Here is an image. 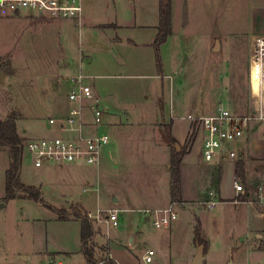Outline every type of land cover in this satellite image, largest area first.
<instances>
[{
  "label": "crops",
  "instance_id": "obj_1",
  "mask_svg": "<svg viewBox=\"0 0 264 264\" xmlns=\"http://www.w3.org/2000/svg\"><path fill=\"white\" fill-rule=\"evenodd\" d=\"M223 1L172 0V35L160 46L164 63L166 59H172L175 62V70L169 75L171 109L168 123L160 122L158 111L152 113L150 120L149 118H142L141 121H138V119L135 121L132 115L128 113L131 109H134L131 104L119 103L120 106L125 107L123 111L127 112L126 120L123 122L121 116L107 113L106 116L109 115L108 127L110 134L107 135L111 138L109 144L102 149L100 161L97 165L87 166L81 163H72L49 164L42 167L46 168V173L55 174L57 179L60 178L64 182L69 181L74 189L71 192L70 201H68L70 204L62 210L70 212V209L74 207L82 214L91 215L95 231L91 241L94 246V256L97 254L95 250H99L105 254L107 260L115 264H142L146 252L153 251L154 257L151 264H191L197 251L195 239L190 240L187 250L184 252V258H181L179 262L177 256L180 252L177 250L173 234L179 226V215L185 211L193 212L198 204L208 202L210 200L209 193L214 188H217L219 192L218 203L232 202L239 205H249L254 209V213L258 214L248 194L237 195L233 182L236 178L241 179L248 192L253 190L259 183H264V143L259 141L264 126L256 125L252 133L243 140L241 147L244 149V153L238 160L225 159L207 162L201 155L202 137L200 135L188 145V137L192 128L190 117L208 116L215 113L218 105L222 104L219 99L224 89L221 86L222 89L220 88L219 94L214 95L208 103L202 102L201 85L192 82V77L187 78L188 81L186 86L183 87L181 96L177 94L178 98L174 94L175 90H172V82L178 80V75L184 69L183 62L186 59L187 61L190 60L191 49L230 47L232 45L229 43L232 42L231 40L238 42L234 45L236 47L250 46L254 37L264 36V0H228L225 4ZM81 3L83 16L81 20L75 21L84 29L88 16L82 0ZM131 4L134 6L133 15L119 12L115 23L93 25L89 28L100 33L108 32L111 28H114L116 32H128L129 34L122 38L120 43H112L111 38L107 39L109 44L126 46L130 53L135 50V58H122L121 65L125 69L130 68L134 71H156L154 42L158 36L160 0H132ZM196 9L202 19L200 27L191 19ZM224 14L235 15L236 21L243 22L240 29L231 31L227 36L225 35L227 37H224L225 39L222 38ZM178 15L180 17L179 26L176 25ZM43 17L46 16L31 15L29 13L20 16H3L0 14V21H27L43 19ZM138 29L142 32H150L151 38L146 41L138 40L136 35ZM138 50L145 54L146 61L142 57L138 59ZM0 59L4 63L6 58L0 56ZM11 61L13 65V59ZM216 66L215 64L214 67ZM78 75L65 79V83L70 88L69 93L66 96L58 95L52 108L54 109V116L49 119H61L68 115L72 106L68 96L74 89V79ZM158 76L151 75L155 78H158ZM15 77L16 75L13 79ZM88 79L92 80L93 77H88ZM13 82L14 80H12ZM253 84L256 89L258 86L257 68L253 70ZM2 88L3 86H0V89ZM95 100L102 106L98 97L95 96ZM218 102L219 104H217ZM91 103H94V101ZM10 108L0 122L13 115ZM179 113L182 115L180 116ZM30 118L38 119L39 113L31 115ZM85 118L90 119L88 112H86ZM25 119L27 117L23 114V117L20 116L16 120L18 133L22 138L24 136L20 131L23 134L28 133L23 125ZM47 126L49 130H55L59 135V132L54 128H50L48 123ZM161 130L172 136L178 144V148L184 150L180 167L181 201L177 202L178 219L166 228H156L153 224L154 217L146 216L143 212L145 210L166 209L173 203L170 172L172 144L159 134ZM97 133H99V129L87 131L88 135ZM250 141L253 142L252 145ZM23 142L25 141L23 140ZM233 146L236 147L237 145ZM0 154H2L4 162V195L0 198L4 199L6 171L10 165L9 150L0 148ZM135 164L137 167H135ZM20 177L23 183L22 168ZM225 178L231 180L229 190H223L222 188ZM80 193L90 194L84 197ZM106 195H109L111 202L105 200ZM205 195L208 197L207 201L201 202ZM19 199L21 198L6 201L4 207ZM94 202L97 205L104 203L106 206V212L100 217H98L100 210L95 213L90 207ZM112 210H119L123 214L124 231H117L111 236L108 232V236H106L102 229L104 222L112 228L120 226L119 223L117 227H113L111 222L105 218L106 213ZM23 218L27 219L22 214L21 219ZM51 221L55 224V227L75 228V235H71V239H67L66 235L62 239L63 243L59 248L50 246V238H48V243H45V245L34 239L30 248L22 250L21 259L28 260L33 257L35 259L43 258L49 264H73L75 258L81 255L83 259H78L79 264H87L81 248V221L73 215L62 221L56 213H53ZM249 223L246 264H264V220L257 216ZM110 229L108 228V230ZM114 240L118 242L114 243ZM72 241H75L74 245ZM70 242L71 245L68 246ZM95 259L98 260L97 257ZM227 263V254L217 255L214 253L213 246L209 244L208 252L205 254V264Z\"/></svg>",
  "mask_w": 264,
  "mask_h": 264
},
{
  "label": "rangeland",
  "instance_id": "obj_2",
  "mask_svg": "<svg viewBox=\"0 0 264 264\" xmlns=\"http://www.w3.org/2000/svg\"><path fill=\"white\" fill-rule=\"evenodd\" d=\"M131 1L82 0L88 16L84 29L75 20L53 19L47 15L37 20L0 21V56L6 58L3 59L5 62L0 72L4 75V83L0 84L3 86L0 89V120L6 116L11 107L10 112L15 114L17 119L20 116L23 117V114L27 117L23 120V125L28 133L23 134L20 131L24 136V141L29 138L57 135L55 130H49L47 126L49 118L54 116L52 108L55 99L58 95H68L70 88L65 83V79L82 73L87 77H93L87 82L93 87L95 96L100 99V104L109 115L121 116L124 122L127 112L123 111L125 107L120 106L119 103L131 104L134 109L128 113L135 121L137 119L141 121L142 118L150 120L152 113L158 111L160 122L168 123L171 109L169 75L175 70V62L172 59H166L164 63L160 52L161 73L157 64L156 71L125 69L121 65V59H134L135 50L130 53L126 46L109 44L107 39L111 38L112 43H120V40L129 33L116 32L114 28L100 33L89 28L93 25L115 23L119 12L133 15L134 6ZM227 2L228 0L223 1L224 4ZM192 17L193 22L200 27L202 19L197 9ZM177 20L176 25L179 26V15ZM242 25L243 22L236 21L235 15L224 14L222 38L225 39L224 37L231 31H237ZM136 35L138 40L146 41L151 38L150 32H142L139 29ZM231 41L229 42L230 45L232 44L230 47H223L217 51H214L215 47L191 49L190 60L186 59L183 62L182 73L178 75V80L172 82V90H175L176 98L178 95L181 96L183 87L188 81L187 78L192 77V82L201 85L203 103L210 102L214 95L219 94L222 86L224 90L221 98L219 97V102L223 106L237 115L253 111L255 98L249 90L250 46L236 47L234 45L238 42ZM140 57L146 61L145 54L138 50V59ZM11 59L14 61L13 65ZM154 59L156 62L155 55ZM215 64L216 67H214ZM151 75L159 76L155 78ZM12 80H14L13 83ZM37 113H39L38 119L30 118L31 115ZM109 115L104 118L106 126L99 128L100 134H109ZM179 115L182 114L179 113ZM159 134L165 138L169 135L164 130L159 131ZM191 140L189 134L188 145L192 142ZM259 141L264 143L262 135ZM250 144L252 145L253 142L250 141ZM1 155L0 197L4 195V162ZM135 167H137L136 164ZM45 171V167L34 168L31 157L24 152L22 165L24 185L39 188L47 205L62 210L70 204L68 201L74 189L69 181H61L62 179H57L55 174ZM230 183V178H225L222 184L223 190H229ZM89 194L80 193L84 197ZM207 199L205 195L201 202ZM105 200L111 202L109 195H106ZM5 203L6 201L0 198V205H5ZM204 204H198L193 212L185 211L179 215V226L173 234L177 250L180 252L177 256L179 262L181 258H184V252L190 240L196 238V229L200 225V236L208 242V245L213 246L214 253L217 255L226 253L227 261L231 260L233 264H246L249 222L254 217L258 216L263 220L264 217L258 211V214H255L254 209L249 205L220 202L215 208L208 209ZM90 207L95 213L97 210L106 212L104 203L97 205L94 202ZM73 210L77 208L72 207L70 212L68 211L69 216H74ZM53 213L38 202L22 198L0 209V264H49L43 258L30 257L28 260H22L20 254L22 250L31 247L34 239L45 245L50 238V246L59 248L66 235L67 239L75 235V228L55 227L51 221ZM22 214L28 220L21 219ZM82 215L92 220L88 214ZM122 218L123 214L120 215L118 228H112L104 222L102 226L104 235L108 236L109 232L111 236L117 231H124ZM108 228L111 229L108 230ZM72 242L74 245L75 241ZM117 242L114 240V243ZM70 245L71 242L68 246ZM91 246L94 249L93 244ZM95 252L98 264L108 263L109 260L105 254L99 250ZM78 259H83V257L77 256L73 264H79Z\"/></svg>",
  "mask_w": 264,
  "mask_h": 264
},
{
  "label": "built area",
  "instance_id": "obj_3",
  "mask_svg": "<svg viewBox=\"0 0 264 264\" xmlns=\"http://www.w3.org/2000/svg\"><path fill=\"white\" fill-rule=\"evenodd\" d=\"M24 13L43 14L60 20H81L83 7L81 0H0V14L3 16H20ZM255 68L258 69L256 89L253 84ZM87 79L82 73L74 79V89L68 96L72 104L68 115L61 119H49V127L56 129L59 135L31 138L24 142V152L31 157L35 168L49 164L81 163L94 166L99 163L102 149L109 144L110 138L107 134L100 133L88 135L87 131L98 130L105 125L107 112L95 100L94 90ZM249 90L255 99L253 111L248 114L237 115L220 104L212 115L190 117L191 141L199 135L202 137L201 155L205 161L238 160L244 153L241 147L243 140L252 133L256 125L264 126V36L254 37L251 41ZM86 112L89 113V120L85 118ZM262 139L264 140V131ZM233 186L237 195L248 194L259 214L264 217V183H259L248 192L242 180L236 178ZM209 197L210 200L204 206L213 209L218 203L217 188L210 191ZM177 207V202H173L166 209L143 212L146 216L154 217L153 224L156 228H166L178 219ZM102 214L104 212L100 211L98 217ZM120 215L119 210H112L106 213L105 218L113 227H117ZM153 257L154 252L147 251L142 264H151Z\"/></svg>",
  "mask_w": 264,
  "mask_h": 264
},
{
  "label": "trees",
  "instance_id": "obj_4",
  "mask_svg": "<svg viewBox=\"0 0 264 264\" xmlns=\"http://www.w3.org/2000/svg\"><path fill=\"white\" fill-rule=\"evenodd\" d=\"M171 35L172 0H160L158 36L154 42L156 64L160 73L162 72L160 46L164 44ZM2 67L3 63L0 59V72ZM16 120L17 117L15 116V114H13V116H10L7 120L0 122V148L8 149L10 157V165L8 170L6 171L4 200L10 201L17 198L33 200L35 202L40 203L44 207L50 209L52 212L58 214L60 220H66L70 214L68 211L59 210L50 205H47L43 200V194L39 188L28 187L22 183L20 172L24 158V139L18 133ZM166 140L170 144H172V156L170 166L171 196L173 202H180V167L184 150L178 149V144L174 141L172 136L168 135L166 137ZM238 171L240 172L241 170L239 169ZM72 213L74 214L75 218L81 221V248L82 254L85 257L87 264H98L94 256V249L91 246V241L95 235L93 223L77 210H73ZM195 244L196 246L203 245L205 247V254L207 253L209 245L208 242H206L200 236V225H198L196 229ZM107 264L115 263L112 261H108Z\"/></svg>",
  "mask_w": 264,
  "mask_h": 264
},
{
  "label": "water",
  "instance_id": "obj_5",
  "mask_svg": "<svg viewBox=\"0 0 264 264\" xmlns=\"http://www.w3.org/2000/svg\"><path fill=\"white\" fill-rule=\"evenodd\" d=\"M218 50V47L215 49V51ZM4 83V75H0V84ZM13 116V115H11ZM179 149V148H178ZM4 205H0V209L3 208ZM191 264H205V247L203 245L197 246L196 254L192 260ZM227 264H233V262L230 260Z\"/></svg>",
  "mask_w": 264,
  "mask_h": 264
}]
</instances>
